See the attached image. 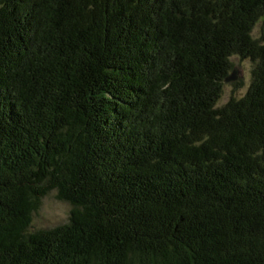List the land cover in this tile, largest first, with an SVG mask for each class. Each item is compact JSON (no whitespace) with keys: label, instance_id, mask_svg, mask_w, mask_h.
Masks as SVG:
<instances>
[{"label":"trees","instance_id":"1","mask_svg":"<svg viewBox=\"0 0 264 264\" xmlns=\"http://www.w3.org/2000/svg\"><path fill=\"white\" fill-rule=\"evenodd\" d=\"M262 19L264 0H0V264H264ZM232 57L251 85L218 107ZM52 192L68 223L31 232Z\"/></svg>","mask_w":264,"mask_h":264},{"label":"rangeland","instance_id":"2","mask_svg":"<svg viewBox=\"0 0 264 264\" xmlns=\"http://www.w3.org/2000/svg\"><path fill=\"white\" fill-rule=\"evenodd\" d=\"M252 35L254 38H262L264 35V19L256 25ZM230 61L234 69L238 71V80L234 83L224 84L218 107L228 103L232 97H244L251 85L254 63L250 60H243L240 57H232ZM236 84H239V86L237 87ZM56 199V193L53 192L43 199L40 211L36 212L33 216V225L30 228L31 232L53 229L68 223L72 207Z\"/></svg>","mask_w":264,"mask_h":264},{"label":"water","instance_id":"3","mask_svg":"<svg viewBox=\"0 0 264 264\" xmlns=\"http://www.w3.org/2000/svg\"><path fill=\"white\" fill-rule=\"evenodd\" d=\"M238 71L236 69L233 70L232 74L228 75L225 79V83H234L238 80Z\"/></svg>","mask_w":264,"mask_h":264}]
</instances>
